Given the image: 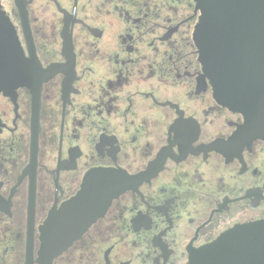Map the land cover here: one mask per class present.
<instances>
[{"label":"flooded vegetation","instance_id":"obj_1","mask_svg":"<svg viewBox=\"0 0 264 264\" xmlns=\"http://www.w3.org/2000/svg\"><path fill=\"white\" fill-rule=\"evenodd\" d=\"M29 74L0 93V264H47L40 228L94 170L128 187L48 264H189L264 221V138L200 61L197 0H0Z\"/></svg>","mask_w":264,"mask_h":264},{"label":"water","instance_id":"obj_2","mask_svg":"<svg viewBox=\"0 0 264 264\" xmlns=\"http://www.w3.org/2000/svg\"><path fill=\"white\" fill-rule=\"evenodd\" d=\"M197 7L194 39L215 97L264 138V0H197ZM28 74L15 32L0 11V93L23 85ZM127 187L120 172H89L77 194L52 210L40 228L45 262L78 240ZM189 264H264V221L221 234L193 253Z\"/></svg>","mask_w":264,"mask_h":264}]
</instances>
